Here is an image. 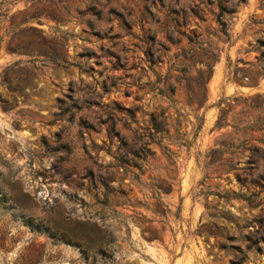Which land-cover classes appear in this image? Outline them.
Instances as JSON below:
<instances>
[{"label": "rangeland", "instance_id": "374dc122", "mask_svg": "<svg viewBox=\"0 0 264 264\" xmlns=\"http://www.w3.org/2000/svg\"><path fill=\"white\" fill-rule=\"evenodd\" d=\"M0 264H264V0H0Z\"/></svg>", "mask_w": 264, "mask_h": 264}]
</instances>
